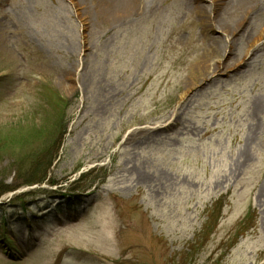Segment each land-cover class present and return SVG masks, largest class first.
<instances>
[{
  "label": "rangeland",
  "instance_id": "1",
  "mask_svg": "<svg viewBox=\"0 0 264 264\" xmlns=\"http://www.w3.org/2000/svg\"><path fill=\"white\" fill-rule=\"evenodd\" d=\"M235 1L0 0V264H264V0Z\"/></svg>",
  "mask_w": 264,
  "mask_h": 264
},
{
  "label": "bare ground",
  "instance_id": "2",
  "mask_svg": "<svg viewBox=\"0 0 264 264\" xmlns=\"http://www.w3.org/2000/svg\"><path fill=\"white\" fill-rule=\"evenodd\" d=\"M213 6H217L218 3H220L222 0H211ZM157 0H108V12L113 13L115 10H118L117 12L120 15H125L127 16L130 14L129 9L130 7H133L134 4L137 6L138 9H142L144 11H148L150 9H155ZM237 7L239 8H246L249 9L248 2L245 0H236ZM195 10L199 11L201 10L200 6H197L194 8ZM243 12V11H242ZM244 14V12H243ZM205 29V27H203ZM256 45H254L252 48H254ZM175 124V121L168 122L166 125H164V128H168L169 126L172 127V125ZM44 184L50 185V182L47 180L44 182ZM37 184H33V186Z\"/></svg>",
  "mask_w": 264,
  "mask_h": 264
},
{
  "label": "trees",
  "instance_id": "3",
  "mask_svg": "<svg viewBox=\"0 0 264 264\" xmlns=\"http://www.w3.org/2000/svg\"><path fill=\"white\" fill-rule=\"evenodd\" d=\"M56 101H58L57 103H59V106L60 105H62L63 106V108H62V113H64L65 111H66V109H67V107H68V103H66L65 102V100H63V99H60V98H57L56 99ZM63 122H62V120H61V122H60V124L58 125V127H57V129H56V133L55 134H57V132H58V135L59 134H61L62 132H63V126L61 125ZM62 126V127H61ZM56 136V135H55ZM55 139H56V137H55ZM53 145V144H52ZM37 162H38V164H37V166L38 167H41V169H43V170H41L40 168H38V170L37 171H34V170H32V169H34V168H32L31 167V169H30V172H26L25 174H23V173H19L17 176L21 179V181H22V185H26V186H32L33 184H42V183H44L45 182V180H46V175H45V172H46V170H47V168H48V166H50L51 165V162H53V160H51V159H48L44 164L43 163H41V161H40V157L39 156H36V158H34ZM36 166V167H37ZM39 170H41L40 172H39ZM42 171H44V173L42 174ZM39 172V173H38ZM27 173H29V175L30 176H27ZM36 173H38V174H36ZM36 174V175H35ZM27 176V177H26ZM51 184H54V183H52V182H50V185ZM6 191H10V189L9 188H4V189H1L0 190V195H3L4 193H6ZM72 197V196H71ZM73 198V197H72ZM68 203H66L67 205H70L69 204V201H70V199H67L66 200ZM23 210H27V209H25V208H23Z\"/></svg>",
  "mask_w": 264,
  "mask_h": 264
}]
</instances>
